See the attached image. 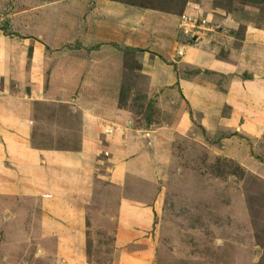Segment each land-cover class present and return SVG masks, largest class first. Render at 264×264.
<instances>
[{
	"label": "rangeland",
	"instance_id": "obj_1",
	"mask_svg": "<svg viewBox=\"0 0 264 264\" xmlns=\"http://www.w3.org/2000/svg\"><path fill=\"white\" fill-rule=\"evenodd\" d=\"M122 6L128 8L126 20L135 19L134 36L143 46L152 39L150 45L157 47L165 32L174 59L177 49L204 41L217 55L231 54V60L264 72V0H0V46L9 48L5 53L10 55V63L0 56L2 74L18 68L30 79L24 89L33 92L44 60L41 55L31 59L34 48L53 51L56 61L57 56L73 61L68 86L50 76L45 88L52 90L53 83L57 89L67 87V101L54 98L62 92L47 103L33 98L30 143L53 147L43 148L47 157L57 146L75 151L84 121L96 122L108 134L95 149L100 177L94 180L93 195L85 196L80 221L73 214L52 217L39 189L25 176L17 180L16 174L0 173V264H264V79L252 97L236 103L235 109L248 106L246 115H236V123L231 116L226 123L211 122L210 132L196 116H188L191 111L177 90L146 79L145 50L152 59L166 61L148 46L141 51L119 46L124 50L122 78L99 79L101 56L92 52L113 43L110 39L122 25ZM182 14L200 28L184 25L180 18L172 24L166 20ZM75 55H84L83 67ZM10 75L9 81L0 78L2 112L17 87ZM245 80L235 86L245 89ZM254 95L258 103L251 100ZM221 109L223 116L236 114ZM117 134L122 144L112 139ZM7 135L0 130V144L14 146ZM113 157L127 159L126 168ZM122 196L149 208L148 221L119 215ZM79 227L78 238L73 231ZM71 234L72 247L79 245L81 254L55 251L53 244Z\"/></svg>",
	"mask_w": 264,
	"mask_h": 264
},
{
	"label": "crops",
	"instance_id": "obj_2",
	"mask_svg": "<svg viewBox=\"0 0 264 264\" xmlns=\"http://www.w3.org/2000/svg\"><path fill=\"white\" fill-rule=\"evenodd\" d=\"M115 7L118 8L119 6H112L113 9ZM127 9L128 8L125 6L119 8L118 13H121L122 15V25L119 26V30L114 34V39H110L113 43L110 42L108 44H104L99 50L94 51L95 53L92 52L94 56H101V60L99 59L101 63L98 67L103 69V73L99 75V79H105V81L110 82V79L122 78L121 75L125 73L124 70L121 71V64H123L122 54L124 53V50H122L119 46L126 47L128 45L129 47H135V51H141L142 49L145 50L144 46H148L150 48L146 49L159 53L166 59L167 62L160 61L155 57V59H152L151 55L148 56L146 54L145 50L143 55L145 56L144 72L148 76L146 79H159L160 84H166V86L169 85V89L171 88L173 90H177V95L181 101L185 103L187 111H191V113H188V116L192 118L196 116L198 124L202 126L204 130L207 132L211 131V122L212 125H215L216 123L219 124L220 122L226 123L227 120H229L227 118L231 116L233 120L232 122L236 123L239 121L241 114H247L248 106L247 108H244V105H242L240 106V109H235V105L236 103L245 101L246 97L253 96L255 92L254 88L257 87L255 85L258 84V80L264 79V72L262 70L257 69L255 64L247 66L241 62L240 59L231 60V54H226L225 56L217 55L215 53V49L211 47V44L204 41H202V43L204 42L203 44H198L199 42H196L182 47V49H177V55L174 59V49L171 50L172 44L170 40H168L169 33L165 32L163 35L166 37L160 34L161 38L156 44L157 47L153 48V46L150 45V43L152 44V39H147L146 44L143 46V44L136 40L134 36L137 32L135 31V19L131 18L126 20L127 17L124 16V14L128 11ZM166 18H168L166 20L169 24L174 23L176 19L179 21V16H176L175 18ZM148 23V21L143 22V24L139 26L144 27ZM209 40L210 39H207V41ZM1 41H3V39H1ZM48 42L49 41L46 43ZM48 44H50V42ZM5 50L9 51V48L5 47ZM5 50L4 46H0V56L3 55V57H6L10 63V55L8 57V52L5 53ZM40 51L37 50L36 52L34 48L30 54L31 59L33 56L37 55H41L42 60L44 59L41 64L42 69L38 72L40 79L36 80V83L38 84L35 90L32 88L33 92H27L26 89H24L25 84L29 82L30 79H26L27 77H24L18 68L14 69L12 67V70L14 71L9 68L5 70L6 72L4 71V74L0 72V78L5 81H9L6 78V75L11 74L10 78L14 79L17 86L15 92H12L13 95L11 97L13 101L6 105L7 111L2 112L1 109H4L5 107H0V130L9 132L10 137H8V135L7 137L13 141L12 143L14 145H8L7 147L0 144V173H3L1 176L16 174L17 180L18 177L25 176V181L32 184L34 189H39L38 192H40L43 196L42 200L44 205H46V210L52 214V217H56L64 213L66 216L68 214H73L79 220L81 218L83 219V213L86 209L85 204L87 201L85 200V196L90 197L93 195L92 189L96 188H94V180L95 178L100 177V174L97 173V161L100 156L95 153V149L99 145L101 139H107L108 134L101 133V130L96 122L87 123L84 121L79 130L78 145L75 151L60 150L61 147L57 146V150H55L57 155L54 153V155H49L47 157L45 155H47L48 150L53 147H38L36 145L33 146L30 143V134L33 130L31 121L33 123L35 122V118L32 113L33 98L37 101L44 102L51 96L62 92L60 96L58 95L54 98L59 97L62 101H67V97L71 96L70 91L68 92V90H66L67 87L57 89L59 86H56L53 83L52 90H46L45 88L52 82L51 79H48L50 76L55 77L54 79H59L62 84L68 86L71 82L69 81V77L71 76L70 69L73 61H67L61 56H57L59 60L56 61L53 59V51L49 54L47 53L49 50L45 53L40 48ZM73 57L75 58V61L79 62L80 66L83 67L86 62L84 55L82 57L78 55ZM80 58L84 61V63ZM18 67L22 66L20 65ZM13 73L15 75H13ZM249 73L252 75L248 77L247 75L245 76V74ZM44 77H47L46 80ZM225 79H228L227 83L225 82ZM239 79H249L247 81L245 80L246 82H249V85L247 86L248 90L247 87L241 90L242 87H240V85L239 87L235 86L236 83L239 84ZM218 80L226 83L224 87L220 85ZM259 83L262 84V81L260 80ZM7 85L8 83L4 84L5 87ZM36 89H40L41 92L36 91ZM1 93L7 94V91L3 90ZM251 100L258 103V97L255 99V95L251 98ZM47 102L48 101H46V103ZM213 103L215 105L214 108L212 107ZM221 108L236 111V114L232 115L230 113L228 116H223L221 114ZM254 116H257L256 109ZM242 117L245 118L249 116ZM253 118V120H256L255 117ZM245 121L246 120H242V125ZM232 122H229L232 124L231 126L234 124ZM112 139H114L115 142L117 140L119 144L123 143L119 134ZM43 148L49 149L45 151ZM59 151H63L64 154L60 155L58 153ZM52 156L53 158H51ZM118 157H113V160H115L117 164H122V167L126 168V164H128L129 161H126L127 159L122 161L118 159ZM26 196L31 198L34 197L33 195ZM116 210L119 215L122 214L125 218L128 217L127 219L133 221H141L144 219V221H146L151 214V210L149 208L139 205L137 206L135 202H131V200L125 196H122L121 202H118ZM49 213L47 214L48 216L50 215ZM73 223L71 227L73 226ZM51 226L52 225L49 224L48 229H50ZM80 227L78 231H73V234L75 233L78 238V234H80ZM73 234L69 237L61 236L58 243H54L53 241V245L55 246L54 250H61L65 252V254L67 253V256L70 254L80 255L81 252L79 245L72 247L74 238Z\"/></svg>",
	"mask_w": 264,
	"mask_h": 264
},
{
	"label": "built area",
	"instance_id": "obj_3",
	"mask_svg": "<svg viewBox=\"0 0 264 264\" xmlns=\"http://www.w3.org/2000/svg\"><path fill=\"white\" fill-rule=\"evenodd\" d=\"M179 18H180V21H182V22L184 21V23H183L184 25H187V22L190 23L191 22V19H192V18H190L189 15H186V14L180 15ZM191 25H193V27H195V28H200V27L195 26L192 22H191ZM191 25L189 26L190 28H192Z\"/></svg>",
	"mask_w": 264,
	"mask_h": 264
}]
</instances>
